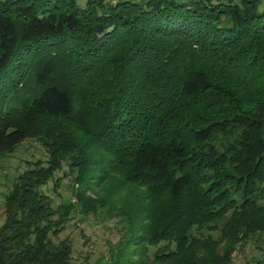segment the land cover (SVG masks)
Wrapping results in <instances>:
<instances>
[{
	"label": "trees",
	"instance_id": "16d2710c",
	"mask_svg": "<svg viewBox=\"0 0 264 264\" xmlns=\"http://www.w3.org/2000/svg\"><path fill=\"white\" fill-rule=\"evenodd\" d=\"M29 138L49 166L9 192L0 264H71L51 236L102 184L109 264H234L264 234V0H0V155Z\"/></svg>",
	"mask_w": 264,
	"mask_h": 264
},
{
	"label": "rangeland",
	"instance_id": "374dc122",
	"mask_svg": "<svg viewBox=\"0 0 264 264\" xmlns=\"http://www.w3.org/2000/svg\"><path fill=\"white\" fill-rule=\"evenodd\" d=\"M85 1L80 0L82 4ZM47 148L39 139L29 138L14 152L0 155V227L5 222L7 196L17 179L49 166L50 153ZM71 174L68 166L64 164L62 170L55 173L54 179L41 188V191L50 197L55 208L77 201L76 194L81 188L75 176ZM108 189L106 184L94 186L93 189L87 188V197L99 198L101 203L107 202L106 205L89 216L80 214L78 210L72 211L66 230L51 236L56 245L64 241L71 243V264H109V250L119 241L118 230L122 226L118 224V218L108 211L110 205L118 199L119 195L115 194L117 189ZM233 260L234 264H264V234L238 248Z\"/></svg>",
	"mask_w": 264,
	"mask_h": 264
}]
</instances>
